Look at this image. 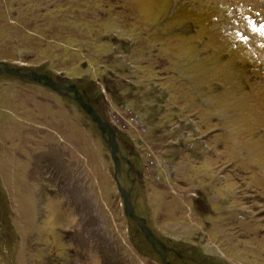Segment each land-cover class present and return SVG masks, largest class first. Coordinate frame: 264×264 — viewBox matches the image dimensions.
<instances>
[{
	"label": "rangeland",
	"instance_id": "obj_1",
	"mask_svg": "<svg viewBox=\"0 0 264 264\" xmlns=\"http://www.w3.org/2000/svg\"><path fill=\"white\" fill-rule=\"evenodd\" d=\"M254 2L0 0V264H264Z\"/></svg>",
	"mask_w": 264,
	"mask_h": 264
},
{
	"label": "water",
	"instance_id": "obj_2",
	"mask_svg": "<svg viewBox=\"0 0 264 264\" xmlns=\"http://www.w3.org/2000/svg\"><path fill=\"white\" fill-rule=\"evenodd\" d=\"M0 73H8V74H13V75H17V76H21V77H29L33 76V79L36 80H43L46 81L45 83L52 86V87H56L58 85L57 82H54L51 78H49L47 75L44 74H37L34 72L31 73H23L20 69L17 68H11L9 66H0ZM71 88H73L74 92H75V98L76 100L79 102V104L81 105V107L88 113V115L93 119V121L95 123H97L99 125V127L103 130V131H109L112 133V135H114V131L112 128L108 127V125L102 121L101 117L97 114V112L92 108V106L88 103H86V101L83 99L82 95L80 94L79 90L75 87V86H71ZM110 146L112 149V156L113 159L116 163V169L119 170L120 168V164H119V159L117 157V148H116V140L115 137L113 136L110 139ZM116 181H117V186L119 191L121 192L123 198H124V209H125V213L132 217L134 220H136L142 230V232L144 233V235L146 236L147 240L153 245V248L155 250L158 251V253L162 256V260L164 264H171L169 262V260H167V254H166V249L164 244H162L160 242V240L153 234V232L148 228L147 226V222L146 219L144 217L139 216L138 214L135 213V209L129 199V193L126 192L122 187L120 182L117 180L116 177ZM1 210V209H0Z\"/></svg>",
	"mask_w": 264,
	"mask_h": 264
},
{
	"label": "flooded vegetation",
	"instance_id": "obj_3",
	"mask_svg": "<svg viewBox=\"0 0 264 264\" xmlns=\"http://www.w3.org/2000/svg\"><path fill=\"white\" fill-rule=\"evenodd\" d=\"M56 81L59 82V86L58 87L60 88V92L67 93V94L70 92V89H71L70 85L65 84L64 81L59 80V79H56ZM85 101H86V103H88V101L86 99H85ZM166 254H167V249H166ZM170 263L173 264L172 262H170Z\"/></svg>",
	"mask_w": 264,
	"mask_h": 264
},
{
	"label": "bare ground",
	"instance_id": "obj_4",
	"mask_svg": "<svg viewBox=\"0 0 264 264\" xmlns=\"http://www.w3.org/2000/svg\"><path fill=\"white\" fill-rule=\"evenodd\" d=\"M250 2H251V1H250ZM247 3H248V2H247ZM254 3L264 7V0H255Z\"/></svg>",
	"mask_w": 264,
	"mask_h": 264
}]
</instances>
